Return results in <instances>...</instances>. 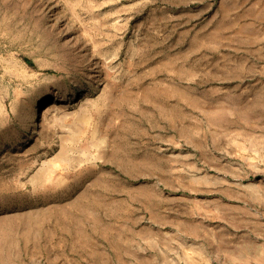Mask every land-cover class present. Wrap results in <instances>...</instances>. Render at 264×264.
Masks as SVG:
<instances>
[{
	"label": "rangeland",
	"instance_id": "1",
	"mask_svg": "<svg viewBox=\"0 0 264 264\" xmlns=\"http://www.w3.org/2000/svg\"><path fill=\"white\" fill-rule=\"evenodd\" d=\"M0 264H264V0H0Z\"/></svg>",
	"mask_w": 264,
	"mask_h": 264
},
{
	"label": "bare ground",
	"instance_id": "2",
	"mask_svg": "<svg viewBox=\"0 0 264 264\" xmlns=\"http://www.w3.org/2000/svg\"><path fill=\"white\" fill-rule=\"evenodd\" d=\"M54 106H55V102L54 103L51 102V103H48L47 108L50 109V108H52Z\"/></svg>",
	"mask_w": 264,
	"mask_h": 264
}]
</instances>
